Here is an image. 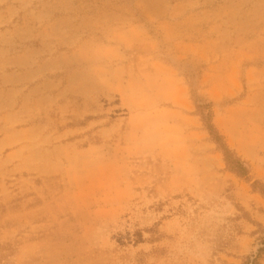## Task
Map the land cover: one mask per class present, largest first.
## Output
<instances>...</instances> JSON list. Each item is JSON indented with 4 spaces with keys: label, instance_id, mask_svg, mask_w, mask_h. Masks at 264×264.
<instances>
[{
    "label": "rangeland",
    "instance_id": "obj_1",
    "mask_svg": "<svg viewBox=\"0 0 264 264\" xmlns=\"http://www.w3.org/2000/svg\"><path fill=\"white\" fill-rule=\"evenodd\" d=\"M0 264H264V0H0Z\"/></svg>",
    "mask_w": 264,
    "mask_h": 264
},
{
    "label": "trees",
    "instance_id": "obj_2",
    "mask_svg": "<svg viewBox=\"0 0 264 264\" xmlns=\"http://www.w3.org/2000/svg\"><path fill=\"white\" fill-rule=\"evenodd\" d=\"M208 132L209 134L212 136V138L214 139L215 143L218 145L219 149L221 151H224V156H225V160L227 164H232V168L229 169L230 172L234 173L236 176L238 177H244L247 173L245 165L242 161L238 160L237 158H235L233 161L231 160L230 157L226 156L227 152H225V144L223 142H221V138L220 135L217 133L216 129L212 126L208 125ZM245 172V173H244Z\"/></svg>",
    "mask_w": 264,
    "mask_h": 264
}]
</instances>
